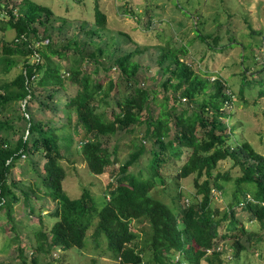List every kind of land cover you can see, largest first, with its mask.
<instances>
[{"label": "trees", "instance_id": "1", "mask_svg": "<svg viewBox=\"0 0 264 264\" xmlns=\"http://www.w3.org/2000/svg\"><path fill=\"white\" fill-rule=\"evenodd\" d=\"M53 17L49 6L33 0H0V210L19 241L15 206L22 202L31 212L32 199L56 202L46 213L56 218L53 225L39 214L33 261L58 248H83L93 226L91 240L101 246L100 238L106 239L119 264L144 263V249L151 252L149 264H232L227 253L235 255L248 248L246 242L262 240L264 155L238 141L237 123L230 126L233 113L228 108L234 93L224 77L216 74L211 79L209 72H197L181 57L192 41L181 38L178 47L156 45L152 61L157 70L148 76L143 72L151 70L150 65L141 58L150 46L139 44L125 30L111 29L98 6L93 24L65 18L60 25L64 31L56 34L55 26H48ZM8 29L15 39L6 37ZM195 37L211 42L210 35L201 32ZM45 38L49 43H43ZM257 72H264V66ZM253 83L264 96L263 76ZM122 85L130 89L124 91ZM72 86L76 90L70 94ZM6 112L10 116L3 117ZM16 118L23 124L18 126ZM138 127H144L142 137L150 147L134 136L121 160L122 137L111 145L110 136L136 132ZM63 146H73L94 175L118 166L102 200L89 189L76 199L66 193ZM185 152L187 160L174 177L163 176L170 158L179 160ZM21 160L27 168L12 177ZM222 163L230 167L223 170ZM26 172L28 184L23 180ZM192 175L195 194L184 202L188 193L180 180ZM228 184L233 200L223 210L213 207L215 190L223 194ZM166 201H172L174 210ZM240 209L260 224V231L245 227ZM132 221L149 226L144 241L137 239ZM220 227L231 240L223 250L218 249ZM19 251L22 258L21 245Z\"/></svg>", "mask_w": 264, "mask_h": 264}, {"label": "rangeland", "instance_id": "2", "mask_svg": "<svg viewBox=\"0 0 264 264\" xmlns=\"http://www.w3.org/2000/svg\"><path fill=\"white\" fill-rule=\"evenodd\" d=\"M33 1L49 6L54 11L55 17L48 22L50 28L55 26L52 29L54 34L63 30L61 26L65 18L74 21L87 20L90 24H93L95 21V8L98 6L106 12L111 29L125 30L139 44L150 46V49L141 58L143 63L146 62L150 65L151 70L143 72L148 76L153 75L157 70L152 61L154 52L157 49L156 45L170 43L178 47V45H182L181 38L192 41V44L188 42L190 44L189 52L181 55V57L192 64L197 72H209L211 79H214L216 74H221L224 77L234 93V100L229 104L230 106L228 105L229 111L233 113L229 120L230 126L237 123L235 133L238 141L241 144L244 142L252 144L256 151L264 155V96H259L258 86H256V89L253 88L256 84L253 83L256 78L263 76L264 79V72L256 73L260 67L264 66V0ZM198 32L210 35L209 40L211 42H209V45L195 37ZM63 34L65 33H61L62 37ZM159 36H161V39H159ZM6 37L9 40L15 39V32L8 29ZM42 40H44L43 43L47 44L50 39L45 38ZM19 69L20 67L15 68L12 74ZM112 75L114 79L117 78L116 72H113ZM244 77L249 82H253L248 84L249 82L245 81L246 84H244ZM105 81H107V78ZM149 84L153 85V81H150ZM121 89L125 91L130 89V86L122 85ZM75 90L76 87L74 86L68 87V93L70 94L75 93ZM115 93L111 99L114 98ZM113 106L114 104L108 108L111 109ZM14 107L17 108L16 113H18L19 106ZM5 115L10 116V113L6 112L2 116ZM50 115L53 116V113ZM22 124L23 121L17 119V125ZM143 135L144 127H138L136 132L128 131L122 132L118 136H110L109 141L113 145L117 138L122 137L118 143L120 146V159L124 160L130 150L127 142H130L134 136H138L142 142H145L147 147H150L151 143L143 138ZM63 152L65 157L62 163L67 172L66 179L63 182L66 193L72 199H76L81 196L84 189H89L95 195L96 200H102L106 185L116 178L114 175L118 166L112 165L105 174L94 175L89 170L82 155L78 154L73 146L68 149L63 146ZM187 155V152H185L179 160L170 158V162L164 165L162 169L163 176L175 175L186 162ZM221 167L225 170L230 166L228 163H222ZM26 168L24 160H21L14 168L12 177L17 178ZM23 176L24 182L28 184L31 181L28 172L24 173ZM180 181L181 189L188 193L186 196L184 195L182 201L187 202L188 195L194 196L195 194L194 176L183 178ZM169 185L173 192V187L170 183ZM230 186L232 185L228 184L225 187L226 190L223 194L215 190L213 207H221L223 210L233 200ZM31 202L34 211L29 212L22 202L14 208V226L21 235L19 241L13 238L16 232L12 229V224L8 221L5 211L0 210V264H39L40 261L43 264H119L116 259L111 257L106 239L100 238L102 239L100 241L101 246L100 244L96 245L91 240V238L93 239L94 226L88 231L90 238L86 237L83 248H72L70 250L58 248L54 252L41 253L37 256L38 263H35L33 261L35 252L33 254L32 251L35 243L34 234L39 227V214L43 215L48 226L53 225L56 218L46 213L55 208L56 202L44 203V201L35 199H32ZM167 203L174 210L172 201ZM44 204L47 206H44ZM239 217L244 221L246 228L260 231V224L253 222L247 211L240 209ZM131 228L138 234L137 239L140 242L144 241L147 232L150 230L146 223L142 224L137 221H132ZM219 231L222 235L218 240L219 248L230 246V237L223 236L226 230L220 227ZM263 233L260 238L262 240H253L251 241L253 243L246 242L248 248L240 252L237 251L238 253L234 255V259L230 263L245 264L247 261L250 264H255V262L264 264ZM20 245L23 251L22 258L19 256ZM144 251L145 262L142 264H149L148 256L151 252H147L145 249ZM256 252L259 253L258 256ZM24 259L26 263L23 261Z\"/></svg>", "mask_w": 264, "mask_h": 264}, {"label": "clouds", "instance_id": "3", "mask_svg": "<svg viewBox=\"0 0 264 264\" xmlns=\"http://www.w3.org/2000/svg\"><path fill=\"white\" fill-rule=\"evenodd\" d=\"M218 249H219V250H223L224 248H219V247H218ZM208 251H209L210 253H212V251H211L210 249H208ZM258 254H259V253H256L257 256H258ZM226 256L229 257V258H231V259H232L231 261H233V259H234V258H233V257H234V254H232L231 252H229V253H227ZM258 263H259V262H255V264H258ZM259 264H261V263H259Z\"/></svg>", "mask_w": 264, "mask_h": 264}, {"label": "built area", "instance_id": "4", "mask_svg": "<svg viewBox=\"0 0 264 264\" xmlns=\"http://www.w3.org/2000/svg\"><path fill=\"white\" fill-rule=\"evenodd\" d=\"M259 264V263H258Z\"/></svg>", "mask_w": 264, "mask_h": 264}]
</instances>
